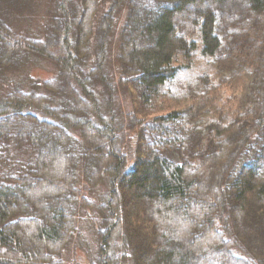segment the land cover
Masks as SVG:
<instances>
[{
  "label": "trees",
  "instance_id": "obj_1",
  "mask_svg": "<svg viewBox=\"0 0 264 264\" xmlns=\"http://www.w3.org/2000/svg\"><path fill=\"white\" fill-rule=\"evenodd\" d=\"M202 263L264 264V0H0V264Z\"/></svg>",
  "mask_w": 264,
  "mask_h": 264
},
{
  "label": "rangeland",
  "instance_id": "obj_2",
  "mask_svg": "<svg viewBox=\"0 0 264 264\" xmlns=\"http://www.w3.org/2000/svg\"><path fill=\"white\" fill-rule=\"evenodd\" d=\"M206 6H209L208 3L206 4ZM39 14L42 15L43 11H39ZM31 25L34 27L37 25V22L35 23H31ZM117 44H115L116 46ZM115 66V63L113 64ZM54 72V67L53 65L45 60H42L38 66H33L31 68V74L35 75L36 77H40V78H48L51 76V74ZM225 91H228L229 93L234 91V88L232 87H224ZM117 92L119 94V102L118 103H123L122 105H126V107L130 106V100H129V96L127 93L123 92L122 90L117 89ZM227 92V93H228ZM164 98L166 99L165 101H167V104L171 105V107H168L167 110H161V112H166L170 109H172L173 107L176 106L177 103H175L173 100H169V97L164 96ZM125 107V106H124ZM78 228L80 229L81 227L78 226ZM82 230V229H81ZM80 230V231H81ZM79 232V231H78ZM93 236L91 235V233L89 231L84 230V234L79 235L78 233L76 234V237L74 238L73 242L70 245V251L68 254V259L73 260L76 258V261H82L85 257H86V251L89 250H93L94 248V242H93ZM80 246L83 248H80ZM93 247V248H91ZM85 261V259H84ZM204 264V263H202Z\"/></svg>",
  "mask_w": 264,
  "mask_h": 264
}]
</instances>
